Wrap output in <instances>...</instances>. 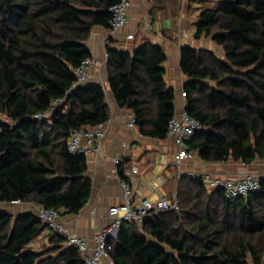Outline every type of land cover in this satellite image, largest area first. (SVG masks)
<instances>
[{"label":"trees","instance_id":"1","mask_svg":"<svg viewBox=\"0 0 264 264\" xmlns=\"http://www.w3.org/2000/svg\"><path fill=\"white\" fill-rule=\"evenodd\" d=\"M122 0H0V202L35 203L78 214L92 181L87 155L69 141L111 117L102 85L78 84L73 70L92 59L96 26L110 29ZM225 51L183 47L186 109L202 129L189 143L208 162L264 159V0H225L205 8L195 37ZM108 86L133 111L145 136L164 139L175 115L162 46L145 41L133 53L107 48ZM62 101L51 121L34 116ZM124 170V167H122ZM125 177L124 173H121ZM179 210L143 222L124 221L107 239L114 264H264V179L261 189L229 199L208 191L201 176H184ZM49 230L48 241L30 244ZM0 264H85L81 251L33 213L0 211Z\"/></svg>","mask_w":264,"mask_h":264},{"label":"crops","instance_id":"2","mask_svg":"<svg viewBox=\"0 0 264 264\" xmlns=\"http://www.w3.org/2000/svg\"><path fill=\"white\" fill-rule=\"evenodd\" d=\"M225 0H130L128 21L124 27L113 32L96 26L88 41L92 59L101 62V66L92 65L83 85H102L106 92V100L111 110L110 119L103 124L106 130L101 144V151H96L95 144L88 145L86 139L82 145L91 147L87 153L88 170L86 176L92 181L90 198L80 213L63 212L59 222L70 233L84 239L88 245V254L96 247L95 235L112 223L109 209L123 203V190L116 177L118 168L114 158L120 157V166L124 169H137L129 180L133 184L138 198L150 197L157 200L160 193L169 199L178 195L179 182L184 176L206 173L225 177H242L252 173L264 179V159H257L251 164L237 162L233 158L221 162H208L198 152L176 164V139L167 135L164 139L145 136L136 125H131L135 118L133 111L121 107L108 86L106 70L107 48H116L122 52L133 53L145 41L153 42L164 48L166 60L165 81L175 93V115H180L186 107L187 100L182 93L188 77L181 67V49L192 47L206 49L219 58H225L224 49L217 45L211 36L195 37L198 17L205 8L216 7ZM128 35L133 38L128 39ZM96 143V142H95ZM207 186V185H206ZM208 191H214L207 186ZM6 207V208H5ZM41 206L35 203L13 202L1 203L0 211L15 216L33 213L39 217ZM49 230L43 232L30 247L36 248L48 241ZM116 236V235H114ZM101 264H109L103 259Z\"/></svg>","mask_w":264,"mask_h":264},{"label":"built area","instance_id":"3","mask_svg":"<svg viewBox=\"0 0 264 264\" xmlns=\"http://www.w3.org/2000/svg\"><path fill=\"white\" fill-rule=\"evenodd\" d=\"M131 3L130 0H122L111 8L113 13V20L111 29L113 32L121 30L128 21V10ZM128 39L133 38V35H128ZM101 66V62L94 59L85 60L82 65L74 69L73 72L77 76L78 84H83L88 77V70L92 66ZM186 98V92L182 93ZM62 101H55L53 107H50L43 113H39L34 116V119L51 121V116L54 109ZM136 119L133 118L131 125H134ZM202 129V124L197 119L193 118L187 111L186 107L183 109L180 115H174L169 122L168 135L174 136L176 139V147L178 152L176 154V164L180 165L181 162L191 156L189 151V143L194 139L196 133ZM106 130L103 125L97 126L93 129L87 128L76 131L69 141L70 151L75 154H85L90 151L91 147H85L82 145V140L86 139L88 145L95 144L96 151H101V144L105 137ZM96 142V143H95ZM114 161L117 165L115 171L116 177L119 179V183L123 190L124 201L122 204L112 206L109 209V214L112 218V223L106 227H103L94 237L96 247L92 254H88V245L86 241L72 233L59 222L60 213L55 208L39 209V218H41L46 224L49 225L50 230L62 234L69 245L78 248L81 251L85 264H101L103 259H107L109 264H114L107 254V239L110 236L116 235L121 224L126 220H138L143 222L145 219L151 217L155 213L164 210H179L178 195L174 194L172 199H169L164 193H160L157 200H153L150 197H140L136 195V191L133 184L129 180L131 174L137 173V169L122 170L120 164L122 159L115 157ZM124 173L125 177L121 175ZM191 176H201L206 185L212 190L222 189L225 196L229 199H236L242 196H247L252 192L259 191L261 189V178L258 176L247 173L242 177H225L221 175H214L206 173L203 175L193 174ZM20 202V201H18Z\"/></svg>","mask_w":264,"mask_h":264},{"label":"rangeland","instance_id":"4","mask_svg":"<svg viewBox=\"0 0 264 264\" xmlns=\"http://www.w3.org/2000/svg\"><path fill=\"white\" fill-rule=\"evenodd\" d=\"M1 117V116H0ZM6 208V207H5Z\"/></svg>","mask_w":264,"mask_h":264}]
</instances>
